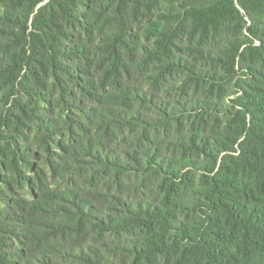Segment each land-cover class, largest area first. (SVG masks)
<instances>
[{
	"label": "trees",
	"instance_id": "obj_1",
	"mask_svg": "<svg viewBox=\"0 0 264 264\" xmlns=\"http://www.w3.org/2000/svg\"><path fill=\"white\" fill-rule=\"evenodd\" d=\"M0 264H264V0H0Z\"/></svg>",
	"mask_w": 264,
	"mask_h": 264
}]
</instances>
